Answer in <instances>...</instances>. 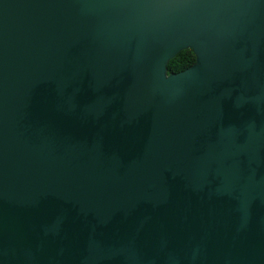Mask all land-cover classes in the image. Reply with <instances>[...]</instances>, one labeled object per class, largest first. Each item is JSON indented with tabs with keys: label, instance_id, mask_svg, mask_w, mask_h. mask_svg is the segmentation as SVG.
<instances>
[{
	"label": "water",
	"instance_id": "obj_1",
	"mask_svg": "<svg viewBox=\"0 0 264 264\" xmlns=\"http://www.w3.org/2000/svg\"><path fill=\"white\" fill-rule=\"evenodd\" d=\"M0 264H264V0H0Z\"/></svg>",
	"mask_w": 264,
	"mask_h": 264
},
{
	"label": "trees",
	"instance_id": "obj_2",
	"mask_svg": "<svg viewBox=\"0 0 264 264\" xmlns=\"http://www.w3.org/2000/svg\"><path fill=\"white\" fill-rule=\"evenodd\" d=\"M193 56L195 54L190 49L182 51L176 58L170 61L168 65L169 73H179L190 68L196 62V56L195 60H193Z\"/></svg>",
	"mask_w": 264,
	"mask_h": 264
},
{
	"label": "clouds",
	"instance_id": "obj_3",
	"mask_svg": "<svg viewBox=\"0 0 264 264\" xmlns=\"http://www.w3.org/2000/svg\"><path fill=\"white\" fill-rule=\"evenodd\" d=\"M191 51V50H190ZM193 60H195V56H193Z\"/></svg>",
	"mask_w": 264,
	"mask_h": 264
}]
</instances>
